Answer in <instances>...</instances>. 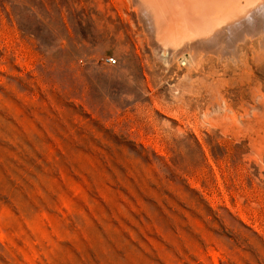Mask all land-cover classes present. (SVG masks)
<instances>
[{
    "label": "rangeland",
    "instance_id": "1",
    "mask_svg": "<svg viewBox=\"0 0 264 264\" xmlns=\"http://www.w3.org/2000/svg\"><path fill=\"white\" fill-rule=\"evenodd\" d=\"M229 1L207 40L193 0H0V264H264V12Z\"/></svg>",
    "mask_w": 264,
    "mask_h": 264
},
{
    "label": "bare ground",
    "instance_id": "2",
    "mask_svg": "<svg viewBox=\"0 0 264 264\" xmlns=\"http://www.w3.org/2000/svg\"><path fill=\"white\" fill-rule=\"evenodd\" d=\"M189 1V0H188ZM194 2H192V0H191V2H192V4H191V6H192V9L191 10H193V12H194V15H198L197 16V28H198V30L196 31V32H198L199 34H200V36L203 38V37H205L206 35L208 36V39L207 40H210L211 38H213L215 35H214V31H215V27H213V25H212V17L216 14V11L218 10L217 8H218V6H219V3L218 2H220V0H193ZM152 2H154V1H152ZM190 2V3H191ZM188 4V3H187ZM221 4V3H220ZM158 5V4H157ZM218 5V6H217ZM222 5V4H221ZM227 7H226V9H224L223 11H224V13H223V15H221L222 16V21H227V20H231V19H233L232 20V22H234L235 21V26H237V25H239L240 27H242V25H243V23H250L251 21H253L252 20V18L253 17H258L260 14L262 15L263 14V12H264V0H230L229 2H228V4L226 5ZM170 9V8H169ZM185 9L186 10H188V8H186L185 7ZM189 9H190V6H189ZM182 10V9H181ZM191 10H190V12H191ZM222 10V9H221ZM220 10V11H221ZM159 11V10H158ZM186 12V11H185ZM189 12V11H188ZM189 12V13H190ZM218 13H219V10H218ZM221 14V13H220ZM218 14H216V16H217ZM190 16H191V14H190ZM216 16H214V17H216ZM263 16V15H262ZM174 17V16H173ZM219 17V16H218ZM193 18H194V16H193ZM254 19V18H253ZM176 20V23L175 24H178L177 22H179V20L177 21V19L175 18L173 21H175ZM181 20V19H180ZM214 20V19H213ZM215 20H217L216 18H215ZM256 20V19H255ZM259 20V19H258ZM160 21V20H159ZM161 22V21H160ZM219 22V20L217 21V23ZM172 23V22H171ZM170 23V24H171ZM174 23V22H173ZM184 23V22H183ZM214 23H215V21H214ZM213 23V24H214ZM221 23V22H220ZM223 23V22H222ZM227 23V22H226ZM225 23V24H226ZM230 23V22H229ZM229 23H227V24H229ZM252 23V22H251ZM256 23H257V21H256ZM255 22L253 23V24H255V25H257ZM233 23H230V25H232ZM263 24H264V22H263ZM161 25V24H160ZM182 24H181V21H180V24L179 25H177V27L178 26H181ZM216 25H219V24H216ZM224 25V24H223ZM254 25V26H255ZM168 26V25H167ZM171 28H172V25H169ZM184 26V25H183ZM244 27H245V25H243ZM247 26H251L250 24L249 25H246V27ZM259 26V25H258ZM169 27V28H170ZM177 27H175L174 26V28L176 29ZM185 27V26H184ZM217 27V26H216ZM219 27V26H218ZM226 27V26H225ZM224 27V28H225ZM227 27H229V26H227ZM231 27V26H230ZM238 27V26H237ZM169 28H168V30H169ZM182 28V27H181ZM188 28V27H187ZM190 28V27H189ZM188 28V29H189ZM215 28V29H214ZM222 28V27H221ZM236 28V27H235ZM234 28V29H235ZM239 28V27H238ZM237 28V29H238ZM248 28V27H247ZM246 28V29H247ZM173 29V28H172ZM178 29V28H177ZM187 29V30H188ZM229 29V28H228ZM239 29H241V28H239ZM238 29V30H239ZM242 29H243V27H242ZM251 29H253V27L252 28H250V31H251ZM256 28H254V30H255ZM262 29V28H261ZM260 29V27H259V30H261ZM180 29H178L177 31L178 32H176V33H179L180 31H179ZM184 30H185V28H184ZM184 30H182V32H183V34H184ZM186 30V31H187ZM214 30V31H213ZM244 30V29H243ZM248 30H249V28H248ZM262 30H264V29H262ZM173 31H176V30H173ZM185 31V33L187 34V32ZM230 31H231V29H230ZM235 31V30H234ZM241 31V30H240ZM245 31V30H244ZM253 31V30H252ZM256 31V30H255ZM254 31V32H255ZM181 32V33H182ZM189 32V31H188ZM194 32H195V30H194ZM195 32V33H196ZM217 32V31H216ZM242 32V31H241ZM174 33V32H173ZM175 33V34H176ZM213 33V34H212ZM219 33V32H218ZM228 33H229V31H228ZM232 33H234L235 34V32H232ZM231 33V34H232ZM236 33H238V31L236 32ZM255 33H257V32H255ZM186 34H185V36H186ZM190 34H192L191 32H190ZM206 34V35H205ZM246 34V33H245ZM195 35H198L197 33L195 34ZM214 35V36H213ZM253 35V34H252ZM178 36V35H177ZM249 36V35H248ZM248 36H245V37H248ZM174 37V36H173ZM179 37V36H178ZM244 37V36H243ZM251 37V36H250ZM177 38V37H176ZM174 39V38H173ZM175 40V39H174ZM170 43V42H169ZM172 55V54H171Z\"/></svg>",
    "mask_w": 264,
    "mask_h": 264
},
{
    "label": "built area",
    "instance_id": "3",
    "mask_svg": "<svg viewBox=\"0 0 264 264\" xmlns=\"http://www.w3.org/2000/svg\"><path fill=\"white\" fill-rule=\"evenodd\" d=\"M108 63L113 65V64L115 63V61L112 60V59H109V60H108Z\"/></svg>",
    "mask_w": 264,
    "mask_h": 264
}]
</instances>
